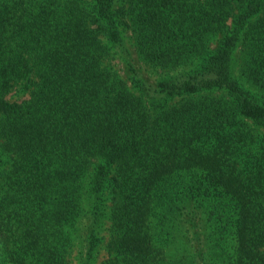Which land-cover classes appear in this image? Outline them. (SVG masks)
Returning <instances> with one entry per match:
<instances>
[{
  "label": "trees",
  "instance_id": "16d2710c",
  "mask_svg": "<svg viewBox=\"0 0 264 264\" xmlns=\"http://www.w3.org/2000/svg\"><path fill=\"white\" fill-rule=\"evenodd\" d=\"M259 128L264 0H0V264H264Z\"/></svg>",
  "mask_w": 264,
  "mask_h": 264
},
{
  "label": "rangeland",
  "instance_id": "374dc122",
  "mask_svg": "<svg viewBox=\"0 0 264 264\" xmlns=\"http://www.w3.org/2000/svg\"><path fill=\"white\" fill-rule=\"evenodd\" d=\"M122 37H123V40H134V37L131 35V33L128 30H125V31L122 32ZM132 56L134 57L135 62L137 64H139V66H141V68H142V76L146 79L147 82L154 83L160 77L164 76V74H161V73H160V75L157 74L156 71H153L150 67L145 65L142 61H140V58H138V56L136 55L135 52L134 53L132 52ZM118 62L120 64V61H118ZM259 130L264 135V129L263 128H259ZM103 224H105V225L104 226L101 225L98 228L99 232H100L99 236H102L105 233V227L107 226V223L104 222ZM76 251H77V249H75V252ZM72 259H73V263L72 262L71 263L72 264H77L76 259H74V257Z\"/></svg>",
  "mask_w": 264,
  "mask_h": 264
}]
</instances>
